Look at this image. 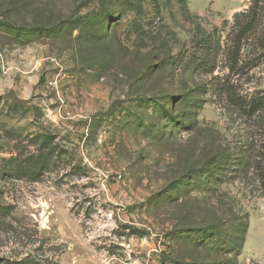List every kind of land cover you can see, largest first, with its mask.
Wrapping results in <instances>:
<instances>
[{
  "label": "rangeland",
  "instance_id": "374dc122",
  "mask_svg": "<svg viewBox=\"0 0 264 264\" xmlns=\"http://www.w3.org/2000/svg\"><path fill=\"white\" fill-rule=\"evenodd\" d=\"M263 101L264 0H0V264H264Z\"/></svg>",
  "mask_w": 264,
  "mask_h": 264
},
{
  "label": "water",
  "instance_id": "95a60500",
  "mask_svg": "<svg viewBox=\"0 0 264 264\" xmlns=\"http://www.w3.org/2000/svg\"><path fill=\"white\" fill-rule=\"evenodd\" d=\"M3 98L6 101H12L13 103L20 104L22 106L27 105V101L18 97L17 94L13 90H11L9 93L5 94L3 96Z\"/></svg>",
  "mask_w": 264,
  "mask_h": 264
},
{
  "label": "trees",
  "instance_id": "16d2710c",
  "mask_svg": "<svg viewBox=\"0 0 264 264\" xmlns=\"http://www.w3.org/2000/svg\"><path fill=\"white\" fill-rule=\"evenodd\" d=\"M263 105H264V101H263Z\"/></svg>",
  "mask_w": 264,
  "mask_h": 264
}]
</instances>
